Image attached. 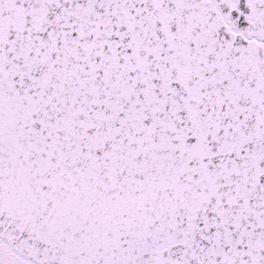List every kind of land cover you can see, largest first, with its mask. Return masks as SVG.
Wrapping results in <instances>:
<instances>
[{
    "label": "snow or ice",
    "instance_id": "6c2138e0",
    "mask_svg": "<svg viewBox=\"0 0 264 264\" xmlns=\"http://www.w3.org/2000/svg\"><path fill=\"white\" fill-rule=\"evenodd\" d=\"M0 264H264V0H0Z\"/></svg>",
    "mask_w": 264,
    "mask_h": 264
}]
</instances>
